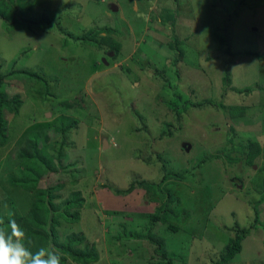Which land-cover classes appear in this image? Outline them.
Returning a JSON list of instances; mask_svg holds the SVG:
<instances>
[{"label": "rangeland", "instance_id": "1", "mask_svg": "<svg viewBox=\"0 0 264 264\" xmlns=\"http://www.w3.org/2000/svg\"><path fill=\"white\" fill-rule=\"evenodd\" d=\"M12 1L0 0V75L15 72L0 91L22 104L4 105L0 215L32 204L35 190L9 181L29 164V139L45 162L69 165L53 203L79 191L84 205L57 232L83 233L93 264H215L242 230L227 264H264V0ZM96 31L100 47L77 42ZM250 142L260 153L249 166ZM175 173L185 175L162 180Z\"/></svg>", "mask_w": 264, "mask_h": 264}, {"label": "trees", "instance_id": "2", "mask_svg": "<svg viewBox=\"0 0 264 264\" xmlns=\"http://www.w3.org/2000/svg\"><path fill=\"white\" fill-rule=\"evenodd\" d=\"M14 3L15 0L12 1V4ZM24 8L25 7H22V9L20 10V6L17 5L13 8V11H20L19 13L28 11L23 10ZM8 10L9 9H7V5L5 7L0 6V15H2L4 19ZM173 18H175L174 14H169L167 16L168 21H171ZM13 19L9 23L10 26H14L15 23H22V20L18 18H15L14 20ZM46 24H44L45 27H43L42 29L47 31ZM96 35H98L97 31L91 34L84 35L83 37L77 39V42L80 41V44L87 46L90 45L94 47H100V42L96 41L95 39ZM100 41L104 45H106L108 49H110L105 50L106 52H119V42L113 39L111 40L107 37H101ZM13 72L15 71H12L11 74H8L7 76L0 75V90L4 85H12L10 82H5L4 80L5 77H11ZM20 73L30 77V79L42 78L36 72L23 70ZM41 80L46 82L44 79ZM2 92L3 91H0V148H3L7 145L6 143L8 139V123L5 118L7 109H5L4 105L13 106L14 108L8 111L15 113L22 104L19 95H13L9 100H7V94H4V92ZM249 147L250 150L246 157V163L250 166L253 164L254 159L259 155L260 150L258 144L255 142H250ZM41 152L42 149L39 144L29 139L26 143V148L20 152L19 157L24 159V161H27L29 164L19 171L20 177L18 179L10 178L9 181L11 185L16 188H20L25 191L35 190L33 201L29 209L21 216L10 217L6 215H0V219L4 220V224L0 225V227H6L8 233L10 234L11 228L8 226V220L10 218L15 219L16 223L25 232V236L31 239L32 244L26 246L30 247V250L33 253H35L41 247L45 249L51 248L53 250V253L57 252L61 255V264H65L68 261H71L75 264L96 263L98 261V253L95 249V246H88L85 244V237L83 233L69 234L63 240H60L59 238L57 232V227L59 225L58 218L61 217L66 222L71 224L78 222L80 220V210L84 205V198L81 196V193L79 191H76L71 192L69 196L61 202V204L57 205L53 203V201L58 198V195H56L55 192H59L61 189H63V184L61 183L70 181V172H64V169L69 165H63L61 163L60 155H58L55 159H49L50 163L45 162L44 160H42L43 158L39 157V154ZM37 161L38 165L43 169V175L38 173L39 170L33 169ZM49 166L52 167V169L49 168ZM62 175L67 176V178L62 180ZM184 175L185 173L167 174L162 178V180L164 181L165 179L170 177L176 180H180L184 177ZM53 179H55L56 181L53 182ZM137 183L140 186H146V188L158 187L157 184L148 185L145 182ZM131 190L132 186L123 191H116V193L123 194L128 193ZM61 209L62 211H60ZM151 217L152 222L154 223L162 219L161 215H154ZM255 219H257L256 215ZM171 229L173 231L177 230L174 227H171ZM247 233V230L236 232L234 237L229 240L228 245L220 255L218 262H216L215 264H227L238 253H240L242 250V242L247 236ZM151 243L153 245H156L155 253H157L160 249L164 250V244L161 240H151ZM158 256L163 260L167 258V254L165 251L158 254Z\"/></svg>", "mask_w": 264, "mask_h": 264}, {"label": "clouds", "instance_id": "3", "mask_svg": "<svg viewBox=\"0 0 264 264\" xmlns=\"http://www.w3.org/2000/svg\"><path fill=\"white\" fill-rule=\"evenodd\" d=\"M147 19V17H145ZM13 214L9 213L11 217ZM4 220L0 219V225ZM10 234L6 227H0V264H61V255L53 253L51 248H39L35 253L30 250L31 239L16 223L15 219L8 220Z\"/></svg>", "mask_w": 264, "mask_h": 264}]
</instances>
